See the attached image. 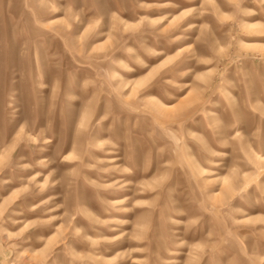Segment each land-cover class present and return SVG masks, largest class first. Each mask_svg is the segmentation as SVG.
Segmentation results:
<instances>
[{
    "label": "rangeland",
    "instance_id": "1",
    "mask_svg": "<svg viewBox=\"0 0 264 264\" xmlns=\"http://www.w3.org/2000/svg\"><path fill=\"white\" fill-rule=\"evenodd\" d=\"M0 264H264V0H0Z\"/></svg>",
    "mask_w": 264,
    "mask_h": 264
}]
</instances>
